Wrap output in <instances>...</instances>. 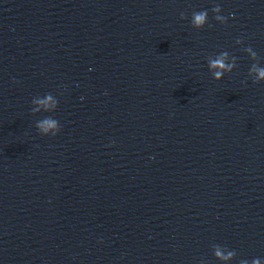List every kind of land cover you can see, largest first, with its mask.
I'll return each instance as SVG.
<instances>
[{"label":"clouds","instance_id":"obj_1","mask_svg":"<svg viewBox=\"0 0 264 264\" xmlns=\"http://www.w3.org/2000/svg\"><path fill=\"white\" fill-rule=\"evenodd\" d=\"M211 11L215 14L214 19L221 24H226L228 17L221 15V7L219 4H216L212 7ZM233 14H229L232 16ZM181 19H187L185 13L180 14ZM208 23V10L193 11L191 15V25L195 29H202ZM211 26V25H209ZM237 44H242V39L236 40ZM250 59L253 61L249 68L248 75L252 78L254 84L264 82V66L260 64V57L256 51L253 50L251 46L243 49ZM208 68L212 73V76L215 80L219 81L223 78L225 73H231L234 68L237 67V57L230 55L228 51H222L215 56H209L208 58ZM246 83V82H245ZM32 104L41 106L44 109V112H54L58 107V100L51 94L47 93L43 97H34ZM41 111L40 107H32L31 112L35 115ZM37 131L43 136H56L60 131V123L57 119L52 116H46L43 119H40L36 122L35 125ZM224 249H228L227 246H223ZM213 255L219 261H222L223 264L232 261L237 253L235 250H227L226 252L222 250V246L219 244L212 245ZM239 264H249L248 260H240ZM251 264H261L260 258H254L251 261Z\"/></svg>","mask_w":264,"mask_h":264}]
</instances>
